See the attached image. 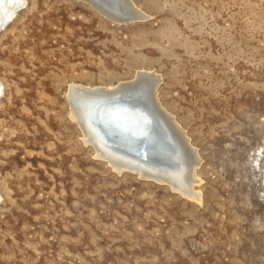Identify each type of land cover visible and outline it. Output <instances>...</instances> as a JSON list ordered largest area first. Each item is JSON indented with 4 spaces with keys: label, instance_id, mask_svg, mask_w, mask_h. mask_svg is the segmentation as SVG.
Returning a JSON list of instances; mask_svg holds the SVG:
<instances>
[{
    "label": "rangeland",
    "instance_id": "1",
    "mask_svg": "<svg viewBox=\"0 0 264 264\" xmlns=\"http://www.w3.org/2000/svg\"><path fill=\"white\" fill-rule=\"evenodd\" d=\"M130 1L142 17L119 23L22 0L0 28V264H264V0ZM139 72L198 198L116 171L73 118L71 87Z\"/></svg>",
    "mask_w": 264,
    "mask_h": 264
},
{
    "label": "bare ground",
    "instance_id": "2",
    "mask_svg": "<svg viewBox=\"0 0 264 264\" xmlns=\"http://www.w3.org/2000/svg\"><path fill=\"white\" fill-rule=\"evenodd\" d=\"M83 1L115 22L142 17L130 0ZM22 5V0H0V25ZM157 83L153 74L139 72L134 81L112 89L71 87L68 98L73 118L86 138L97 144L99 156L108 159L116 171L135 172L168 183L186 197L198 198L192 188L198 164L195 151L158 104Z\"/></svg>",
    "mask_w": 264,
    "mask_h": 264
},
{
    "label": "water",
    "instance_id": "3",
    "mask_svg": "<svg viewBox=\"0 0 264 264\" xmlns=\"http://www.w3.org/2000/svg\"><path fill=\"white\" fill-rule=\"evenodd\" d=\"M7 22H9V21H7ZM7 22H5L2 25H0V28H2Z\"/></svg>",
    "mask_w": 264,
    "mask_h": 264
}]
</instances>
